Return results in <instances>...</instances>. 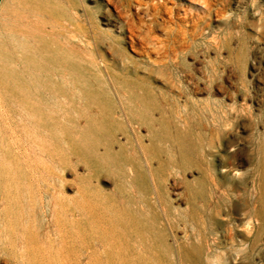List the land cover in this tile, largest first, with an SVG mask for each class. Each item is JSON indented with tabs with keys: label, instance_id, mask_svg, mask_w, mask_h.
I'll return each instance as SVG.
<instances>
[{
	"label": "rangeland",
	"instance_id": "rangeland-1",
	"mask_svg": "<svg viewBox=\"0 0 264 264\" xmlns=\"http://www.w3.org/2000/svg\"><path fill=\"white\" fill-rule=\"evenodd\" d=\"M0 93V264H264V0H7Z\"/></svg>",
	"mask_w": 264,
	"mask_h": 264
},
{
	"label": "bare ground",
	"instance_id": "bare-ground-1",
	"mask_svg": "<svg viewBox=\"0 0 264 264\" xmlns=\"http://www.w3.org/2000/svg\"><path fill=\"white\" fill-rule=\"evenodd\" d=\"M226 1V0H225ZM138 5H140V4H138ZM165 8H167V7H165ZM209 8V7H208ZM161 9V8H160ZM164 9V8H163ZM167 10V9H166ZM118 11V10H117ZM163 10H161V12H162ZM166 12V11H165ZM154 13V12H153ZM119 14V13H118ZM122 15V14H121ZM158 16V15H157ZM122 17V16H121ZM133 17V16H132ZM165 17V16H164ZM164 19H168V18H164ZM111 20V19H110ZM136 20V19H135ZM155 21V20H154ZM172 21V20H171ZM177 22V21H176ZM111 23V22H110ZM113 23V22H112ZM180 27V26H179ZM181 28V27H180ZM182 28H183V26H182ZM150 29H151V27H150ZM177 29V28H176ZM176 29H175V31H176ZM153 31V30H152ZM174 31V30H173ZM178 31V30H177ZM181 31H182V29H181ZM180 31V32H181ZM155 32V31H154ZM45 34V33H44ZM149 34V33H148ZM151 34V33H150ZM176 34V33H175ZM133 35V34H132ZM132 37V36H131ZM139 37V36H138ZM142 37V36H141ZM140 37V38H141ZM172 38H173V36H171ZM175 37V36H174ZM179 38H180V36H179ZM178 38V39H179ZM133 39V38H132ZM175 39V38H174ZM127 40H128V38H127ZM139 40V39H138ZM180 40V39H179ZM130 41V40H129ZM155 41V40H154ZM167 41V40H166ZM135 42V41H134ZM164 42V41H163ZM178 42V41H177ZM185 43V42H184ZM152 44H153V42H152ZM134 45V44H133ZM155 45H156V43H155ZM175 45H176V43H175ZM182 45V44H181ZM183 47V46H182ZM142 48V47H141ZM159 51V50H158ZM87 57V56H86ZM89 57V56H88ZM162 62V61H161ZM61 81V80H60ZM4 84V83H3ZM83 84V83H82ZM69 88V87H68ZM205 93V92H204ZM1 94V93H0ZM55 97H56V94H55ZM40 98V97H39ZM58 99V98H57ZM37 100H39L38 98H37ZM69 103H71V102H69ZM23 106L21 105V102H17V103H15V112L18 114V115H21V108H22ZM14 111H12V113H13ZM28 113V112H27ZM26 113V114H27ZM28 115V114H27ZM45 116V115H44ZM254 116V115H253ZM46 118V117H45ZM48 118V117H47ZM30 119V118H29ZM18 120V119H17ZM49 120V119H48ZM31 123H32V121H31ZM24 133V132H23ZM22 133V134H23ZM2 136V135H1ZM5 136V135H4ZM25 136V135H24ZM23 136V137H24ZM221 137H223V136H221ZM26 138V137H25ZM218 139V138H217ZM216 139V140H217ZM215 140V139H214ZM20 141H22V139L20 140ZM2 142V141H1ZM9 142H11V141H9ZM12 143V142H11ZM28 143V142H27ZM26 143V144H27ZM217 143H218V141H217ZM30 144H31V142H30ZM222 146V145H221ZM15 150V149H14ZM26 151V150H25ZM36 151H37V149H36ZM219 151V150H218ZM222 151V150H221ZM224 156V155H223ZM226 158V157H225ZM226 176V175H225ZM217 181V180H216ZM214 183V182H213ZM207 184V183H206ZM218 184V183H217ZM219 186V185H218ZM231 187V186H230ZM222 188V187H221ZM214 190V189H213ZM157 191V190H156ZM214 192V191H213ZM220 192V191H219ZM222 192V191H221ZM216 197V196H215ZM217 199V198H216ZM214 200H215V198H214ZM215 203V202H214ZM215 208H216V206H214ZM234 207V206H233ZM254 208V207H253ZM212 209V208H211ZM216 216V215H215ZM215 219V218H214ZM256 221V220H255ZM177 222V221H176ZM203 230H205V229H203ZM206 232V231H205ZM198 237V236H197ZM118 241V240H117ZM98 244V243H97ZM100 256V255H99Z\"/></svg>",
	"mask_w": 264,
	"mask_h": 264
},
{
	"label": "crops",
	"instance_id": "crops-1",
	"mask_svg": "<svg viewBox=\"0 0 264 264\" xmlns=\"http://www.w3.org/2000/svg\"><path fill=\"white\" fill-rule=\"evenodd\" d=\"M7 0H0V5L4 4Z\"/></svg>",
	"mask_w": 264,
	"mask_h": 264
}]
</instances>
